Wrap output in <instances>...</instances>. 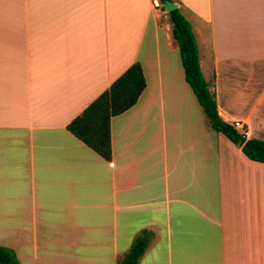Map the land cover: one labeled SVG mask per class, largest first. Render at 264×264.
Masks as SVG:
<instances>
[{"label": "crops", "instance_id": "0c3cea01", "mask_svg": "<svg viewBox=\"0 0 264 264\" xmlns=\"http://www.w3.org/2000/svg\"><path fill=\"white\" fill-rule=\"evenodd\" d=\"M156 1L0 0V246L21 264H117L142 230L140 264H264V163L209 126ZM172 2L221 118L264 141V0ZM135 63L106 161L68 126Z\"/></svg>", "mask_w": 264, "mask_h": 264}, {"label": "trees", "instance_id": "16d2710c", "mask_svg": "<svg viewBox=\"0 0 264 264\" xmlns=\"http://www.w3.org/2000/svg\"><path fill=\"white\" fill-rule=\"evenodd\" d=\"M164 11L166 0H158ZM173 1V0H170ZM172 37L178 46L186 82L192 88L209 126L242 148L252 161L264 163V141L248 139L235 125L224 121L218 110L217 96L212 84L207 82L200 66L198 44L191 23L180 9L167 13ZM146 79L140 63H135L109 89L102 93L83 113L73 120L68 130L106 161L112 160L111 121L132 109L146 89ZM155 239L151 230H142L130 249L120 255L117 264H140L141 259ZM0 264H21L14 250L0 246Z\"/></svg>", "mask_w": 264, "mask_h": 264}, {"label": "water", "instance_id": "95a60500", "mask_svg": "<svg viewBox=\"0 0 264 264\" xmlns=\"http://www.w3.org/2000/svg\"><path fill=\"white\" fill-rule=\"evenodd\" d=\"M177 9H178V5L174 4L172 1H170V0L165 1L164 12L170 13V12L177 10Z\"/></svg>", "mask_w": 264, "mask_h": 264}, {"label": "built area", "instance_id": "2783aa9c", "mask_svg": "<svg viewBox=\"0 0 264 264\" xmlns=\"http://www.w3.org/2000/svg\"><path fill=\"white\" fill-rule=\"evenodd\" d=\"M155 4H156L158 7H159V5H160L158 1H156ZM234 125H235V127H236L239 131L244 132V127L242 126L241 123H238V122H237V123H235Z\"/></svg>", "mask_w": 264, "mask_h": 264}]
</instances>
